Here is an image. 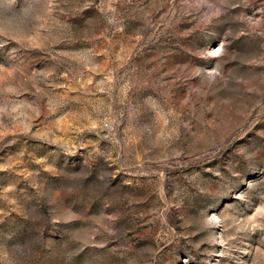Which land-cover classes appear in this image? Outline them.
<instances>
[{
	"label": "rangeland",
	"instance_id": "374dc122",
	"mask_svg": "<svg viewBox=\"0 0 264 264\" xmlns=\"http://www.w3.org/2000/svg\"><path fill=\"white\" fill-rule=\"evenodd\" d=\"M0 264H264V0H0Z\"/></svg>",
	"mask_w": 264,
	"mask_h": 264
}]
</instances>
